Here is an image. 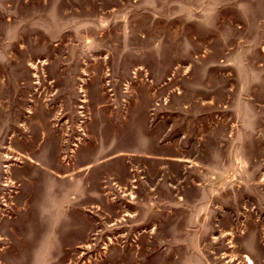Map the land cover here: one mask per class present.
<instances>
[{"label": "rangeland", "instance_id": "374dc122", "mask_svg": "<svg viewBox=\"0 0 264 264\" xmlns=\"http://www.w3.org/2000/svg\"><path fill=\"white\" fill-rule=\"evenodd\" d=\"M0 264H264V0H0Z\"/></svg>", "mask_w": 264, "mask_h": 264}]
</instances>
